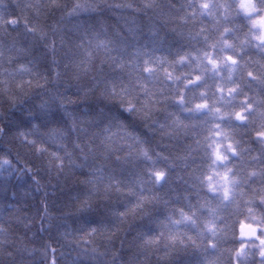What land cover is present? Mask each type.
<instances>
[{"label": "clouds", "instance_id": "obj_1", "mask_svg": "<svg viewBox=\"0 0 264 264\" xmlns=\"http://www.w3.org/2000/svg\"><path fill=\"white\" fill-rule=\"evenodd\" d=\"M17 7L0 177L29 176L41 209L0 220V264H264V0Z\"/></svg>", "mask_w": 264, "mask_h": 264}, {"label": "trees", "instance_id": "obj_2", "mask_svg": "<svg viewBox=\"0 0 264 264\" xmlns=\"http://www.w3.org/2000/svg\"><path fill=\"white\" fill-rule=\"evenodd\" d=\"M22 0H0V30L7 28L15 32L19 29V25L14 26L12 23H5L8 20L19 16L17 5ZM232 33H226L225 38H230ZM226 51L230 49H225ZM220 48H217L219 53ZM41 194L36 193L31 185V178L27 175L18 176L15 172L10 177H0V220L14 219L20 213H27L30 217H38L41 209ZM51 202V201H50ZM56 203L61 204L62 199L56 198ZM89 222H99V217L92 215ZM33 231L37 232L38 238L42 240H51L55 245V233H40L37 226L34 225ZM196 255L184 257L187 264H192L198 259Z\"/></svg>", "mask_w": 264, "mask_h": 264}, {"label": "snow or ice", "instance_id": "obj_3", "mask_svg": "<svg viewBox=\"0 0 264 264\" xmlns=\"http://www.w3.org/2000/svg\"><path fill=\"white\" fill-rule=\"evenodd\" d=\"M252 5H253V0H240V7L243 11L245 12H250L252 11ZM228 60L232 61L233 63H235V59L231 56L227 57ZM213 64H215L214 61H210ZM250 76H253L254 78V74L253 73H249ZM195 80H199L200 77L199 76H195L194 77ZM190 83L192 81H189ZM197 107H200V105H197ZM157 175H162V173H158ZM185 219H188V217L186 216ZM249 230H251V232L254 234L255 232V227L253 225H249V224H244L241 223L240 224V232L241 235H248L249 234Z\"/></svg>", "mask_w": 264, "mask_h": 264}]
</instances>
